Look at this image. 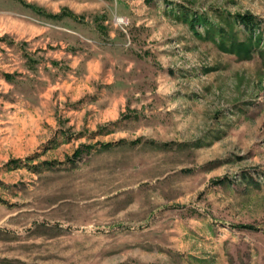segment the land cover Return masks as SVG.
<instances>
[{"label":"rangeland","instance_id":"rangeland-1","mask_svg":"<svg viewBox=\"0 0 264 264\" xmlns=\"http://www.w3.org/2000/svg\"><path fill=\"white\" fill-rule=\"evenodd\" d=\"M0 264H264V0H0Z\"/></svg>","mask_w":264,"mask_h":264},{"label":"crops","instance_id":"crops-1","mask_svg":"<svg viewBox=\"0 0 264 264\" xmlns=\"http://www.w3.org/2000/svg\"><path fill=\"white\" fill-rule=\"evenodd\" d=\"M29 6V5H28ZM54 16H57V17H54L55 18V21L59 24H63L65 25V27L67 28V30L69 32H62L60 35H61V38H60V53H64L67 58H68V61H69V65L71 67H73V70L72 72H85L87 74L88 71H87V68H91L93 67V63L95 61V59H92L90 57H88L87 55H85V53H81L79 50L78 51H72V52H69L68 50V41H71V42H74L76 43L77 45H82V44H79V41L77 38L80 37L81 39H85V38H88L86 35V33L84 34L81 30V24L76 22L77 26H75L74 24H72L71 26H67L66 23H68V20L69 17L67 14L65 15H62V16H58L56 13H53ZM94 30L96 31V33H98L97 29L94 27ZM94 41V40H93ZM95 68H93L94 70ZM92 73V72H91ZM85 78L88 79L87 75H85Z\"/></svg>","mask_w":264,"mask_h":264},{"label":"trees","instance_id":"trees-1","mask_svg":"<svg viewBox=\"0 0 264 264\" xmlns=\"http://www.w3.org/2000/svg\"><path fill=\"white\" fill-rule=\"evenodd\" d=\"M200 21H201L200 16L196 15V16L191 18L190 24H191V26L194 27V25L199 24ZM238 21L241 22V24H243L249 28H252L256 25V23H254L253 15H249V14L244 15V16H239Z\"/></svg>","mask_w":264,"mask_h":264}]
</instances>
